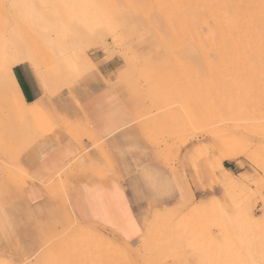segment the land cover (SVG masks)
<instances>
[{"label": "rangeland", "instance_id": "rangeland-1", "mask_svg": "<svg viewBox=\"0 0 264 264\" xmlns=\"http://www.w3.org/2000/svg\"><path fill=\"white\" fill-rule=\"evenodd\" d=\"M128 1L0 0V37L29 40L52 75L59 56L53 44H62L64 56L72 61L76 53L84 54L79 77L112 60L115 68L108 80L117 77L113 86L127 96L122 100L114 89L135 118L129 129L142 132L116 162L127 189L137 199L147 200L139 218L142 234L129 243L107 229L83 225L73 212L70 186L91 177L117 178L108 149L93 128L85 130L84 151L79 149L74 160L59 170L61 174L41 185L46 200L31 204L23 195L31 179L23 173L21 156L47 134L23 148L31 141L20 136L25 128L13 122L16 142H9L0 115V260L4 264H264V0H234L237 25L233 33L228 24L224 28L225 50L215 47L218 38L215 41L200 24V51L193 49L186 20L179 17L182 7L173 15L170 4L162 13L158 0H141L137 7ZM68 73L66 84L79 78ZM54 80L49 95L64 86L58 77ZM45 126L49 123L43 120L41 127ZM223 126L245 137L253 154V161L244 156L223 161L240 180H245L242 173L253 177L245 182L251 193L232 194L214 181L221 172L210 169L219 149L213 139L223 138ZM189 153L191 157L185 158ZM179 187L190 194L181 196L178 207L183 193ZM161 198L163 205L156 202ZM214 200L217 203L210 206L200 204ZM170 205L173 212L166 210Z\"/></svg>", "mask_w": 264, "mask_h": 264}, {"label": "crops", "instance_id": "crops-1", "mask_svg": "<svg viewBox=\"0 0 264 264\" xmlns=\"http://www.w3.org/2000/svg\"><path fill=\"white\" fill-rule=\"evenodd\" d=\"M111 64L112 60L90 68L79 78L70 80L66 85L52 91L49 100L45 96L44 98L60 117L73 120L84 116L87 119L99 139L106 145L117 176L105 180L91 177L68 188V198L76 218L80 222L112 231L121 239L134 243L142 234L139 218L143 215L147 200L137 199L127 189L116 162L123 159V148L128 150L134 147V136L141 131L129 129L135 118L129 109V113L127 112L120 99L126 94L113 86L112 81L117 77L108 80L109 73L115 68ZM12 72L27 103L38 100L43 95L39 79L30 62L24 61L14 65ZM114 89L121 94L120 97ZM19 132L25 142L31 140L23 148L30 145L35 138L47 134L26 149L21 156L26 178L31 179L26 181L24 198L31 204L40 203L48 197L41 185L48 182L67 162L78 155L79 149L64 134L59 123L44 134L26 129ZM226 168L230 169L229 166ZM241 175L245 178L252 177L246 173ZM192 194L194 198L193 191ZM157 201L163 205V198ZM155 205L159 209L160 204Z\"/></svg>", "mask_w": 264, "mask_h": 264}, {"label": "bare ground", "instance_id": "bare-ground-1", "mask_svg": "<svg viewBox=\"0 0 264 264\" xmlns=\"http://www.w3.org/2000/svg\"><path fill=\"white\" fill-rule=\"evenodd\" d=\"M229 1H230L229 2L230 4H229V7L227 8V0H158V2L160 4L159 10L161 12H162V9H163L165 4L171 5L172 10H173V13H172L173 15L177 13V10L180 7H182V14H180L179 17L182 15L185 18L187 30L189 31L187 33L191 35L190 37L193 40V43L191 45L194 46L193 49H195L196 51L201 50V47L199 45L202 41V35H201L200 26H199L200 24L205 25L206 31L208 30V34H210V36L214 37V39L216 38L215 41L218 38V41H217L218 43L215 45V47L223 50V46H224V50H225V45H226L225 39L223 40V38L225 36L224 28L226 29L227 24H228L229 30L233 33V31L236 29V25H237V22H236V20H237L236 19L237 8L234 4V0H229ZM140 4H142L141 0H129L128 1V5L130 7H133V6L137 7ZM198 6L202 7V9L204 11H202V9H200ZM0 10H1V4H0ZM226 17H228L229 23L226 21ZM159 19H161V18H159ZM8 37H10V36H8ZM212 42L213 41H211V44H212ZM189 43H191V42H189ZM53 45H54L53 48L56 50L57 55H59L57 63L55 64V66L53 68H51V69L55 70V73H56L55 75H52L51 71H49L47 69L48 67L46 68V65H44V63H45L44 60L39 56V54H37L38 53L37 50L34 48L32 43L29 42V40L24 41L18 37H13L9 40L7 38H4L3 36L0 37V115L2 117V121L1 120L0 121L2 122V124H1L2 130L5 133V135L8 136L7 140L9 142L12 140V142L15 143L16 142V134L13 130V127L11 126V124L13 122H20L21 123L20 126L25 128L26 131H29V130L34 131L35 130L36 132H42V133L47 132L48 130L52 129L56 123H59L63 129L64 134L69 139H71L76 144L78 149H80V151H81V150H83V140H84V137L86 136L85 130L88 128L87 126L92 128L89 125L87 119L84 116H81V117L78 116V118H75L73 120H69L67 118L60 117L61 115H58V112H56L55 108L52 105H51L52 106L51 107L50 105L47 104L44 96L46 97L49 95L48 93L50 92L51 83H53L55 81L54 78L58 77V80L60 81V83L65 85L67 82V78L69 77L66 75L68 73V71L75 74V77H79L80 71L82 69L81 68L82 65H80L82 62H79V60L80 61L83 60L84 54H82V52L76 53L74 55L75 56L74 60L72 61V60H70L64 56L65 54L63 53L62 44H58V45L53 44ZM193 46H190V44H189V47H193ZM215 47H214V50L217 51V49ZM235 48L236 47H235L234 40L231 38L229 49L233 50ZM190 49H192V48H190ZM259 51H260V49H259ZM24 61L31 63V65H32V67H33V69H34V71H35V73L39 79L41 90L43 93V95L38 100H35L31 103H27L24 100L21 92L18 89V86L15 82L13 72H12L14 65H16L20 62H24ZM86 63L88 64L89 60H88V62L86 61ZM67 68H69L68 71H67ZM119 93H120V91H119ZM122 98L125 99V98H127V96H124ZM43 120H45L47 123H49L48 128L46 126L44 128L41 127V122ZM197 120H198V118L194 120L193 124H196ZM61 121L63 122V124L61 123ZM220 129H221L220 132L223 134L222 139H216L215 136H213L214 134L210 135L211 137L215 138L213 140H216V142H214L212 140L211 141L214 142L215 144H217V146L219 147V149L217 151V155L213 161L214 166L210 167V169L212 171H214V170L220 171L221 175L218 178H216V180H214V181L219 183L223 188H225L227 190V192H231L232 194L240 195V194L249 193L250 192V190H249L250 184H247L245 182H248L249 178H251L250 180H252L253 177H246L244 181L240 180L231 172V170L224 167L223 161L224 160L232 161V160L237 159L239 156H244L245 158L253 161V159H254L253 154H251L248 150L249 147H248L247 142H245V139H244L245 137H243L242 135L238 134L235 131H231L229 128H225L224 126L221 127ZM8 131L10 132V134L7 133ZM203 135H201V136H203ZM195 138H197V137H195ZM181 142L184 144L186 141L182 140ZM191 155L192 154L189 153V155L187 154V156L185 158H190ZM73 160H74V158H73ZM63 168L64 167H62V169ZM20 171H22V170H20ZM62 172H64V171H62ZM23 173L26 174L25 171ZM58 173H59V171H58ZM59 174H61V173H59ZM62 181H61V183H63ZM58 182H59V180H58ZM45 184H43V185H45ZM50 186H48L49 189H50ZM55 186H57V185H55ZM53 187H54V185H53ZM52 189H54V188H52ZM179 190L181 193L182 192L183 193L180 195V199H179V202L177 205L178 207L181 206L183 203L182 197L190 194L187 189L184 190L182 187H179ZM184 193H185V195H184ZM262 199H260V200H262ZM216 201L217 200H214L213 203L209 202L210 204L209 203L206 204V203H203L201 201L200 204H202L203 206H205V205L210 206L211 204L217 203ZM262 202L264 205V200H262ZM166 207H167L166 210L168 212L174 211L173 206H166ZM76 223H77V221H76ZM0 224H1V222H0ZM83 225H84V223H83ZM85 225L88 226V224H85ZM2 227H3V224H2ZM89 227H91V225ZM92 227H91V229H92ZM95 229H93V233H94ZM72 234H74V233H72ZM90 236H92V235H90ZM51 248H53V247H51ZM51 251H55V250H51ZM62 252L59 255H61ZM53 255L54 254H52V256ZM57 255H58V253H57ZM53 258H55V257H53ZM2 260H3V258H2ZM0 264H4V263L0 260Z\"/></svg>", "mask_w": 264, "mask_h": 264}, {"label": "trees", "instance_id": "trees-1", "mask_svg": "<svg viewBox=\"0 0 264 264\" xmlns=\"http://www.w3.org/2000/svg\"><path fill=\"white\" fill-rule=\"evenodd\" d=\"M226 167H228V166H226Z\"/></svg>", "mask_w": 264, "mask_h": 264}]
</instances>
